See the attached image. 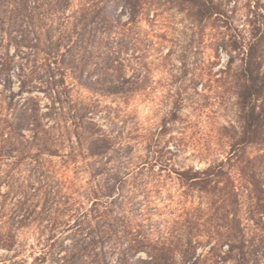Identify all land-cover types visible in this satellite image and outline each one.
<instances>
[{
	"label": "rangeland",
	"instance_id": "obj_1",
	"mask_svg": "<svg viewBox=\"0 0 264 264\" xmlns=\"http://www.w3.org/2000/svg\"><path fill=\"white\" fill-rule=\"evenodd\" d=\"M212 1L221 14L200 22L174 0H147L134 30L121 36L128 43L123 51H76L75 67L60 97L43 71L33 72L41 56H31L28 62L17 57L28 63L24 78L17 67L8 90L0 86V264H66L73 239L68 231L61 234L66 226L55 220L57 191L72 196L89 186L87 180L115 183L135 178L148 184L145 191L153 196L155 207L170 205L168 211L174 213L180 203L194 214L200 209L201 225L215 231L216 212L207 209L216 200L184 188L174 172L204 170L227 158L230 129L240 127L237 89L244 63L242 55L229 65L236 53L224 47L235 37L253 40L251 20L256 12L264 15V0ZM85 4L75 0L70 14ZM259 20V52L264 55V16ZM14 53V47L0 51V61ZM88 76L103 87L128 84L125 93L107 94L83 86L80 78ZM10 91L15 92L14 103ZM27 109L28 120L16 118ZM87 123L91 133L86 141L103 140L104 155H89L87 142L80 147L69 131L74 124ZM263 149L248 148L247 156ZM260 169L264 178V165ZM61 173H67L71 189L60 185ZM234 175L246 208L253 203L249 186L238 167ZM142 192L140 199L146 195ZM47 207L51 214L45 213ZM165 219L173 224L177 216ZM244 223L251 237L263 234L252 221ZM61 242L66 244L63 252ZM214 244L199 253L206 255ZM251 264H264V257Z\"/></svg>",
	"mask_w": 264,
	"mask_h": 264
},
{
	"label": "trees",
	"instance_id": "obj_2",
	"mask_svg": "<svg viewBox=\"0 0 264 264\" xmlns=\"http://www.w3.org/2000/svg\"><path fill=\"white\" fill-rule=\"evenodd\" d=\"M146 1L85 0L86 4L71 15L75 0H0V51L15 48L13 55L7 54L0 61V86L4 84L8 90V83H13L17 74L15 69L20 68L19 77H22L28 64L24 60L28 62L31 56H41V65L33 72L43 71L48 84L60 97L61 86L75 67L76 51H123L128 43L121 36L134 30ZM174 1L200 22L221 14V8L212 0ZM125 14L129 15L127 21L122 19ZM263 16L256 12L251 20L253 40L246 43L235 37L224 47L236 53L229 65L242 55L244 63L237 89L240 127L230 129L231 149L227 158L204 170L190 168L174 172L184 188L216 200L207 209L216 212L215 231L201 225L197 214L200 209H194V214L191 210L185 212L187 209L180 203V209H172L174 213L168 211L170 205L155 207L153 196L145 191L148 184L138 183L135 178H123L115 183L87 180L89 186H82V192L72 196L68 197L60 189L57 191L55 220L60 226H66L61 234L68 231L73 239L66 264H251L264 257V178L260 171L264 165V55L259 52L262 41L259 18ZM80 80L86 88L107 94L125 93L128 84L103 87L100 81L93 83L89 76ZM10 92L14 103L15 92ZM28 113V109L21 110L16 118L28 120ZM89 125L74 124L69 131L73 130L80 147L87 142L89 155H104L103 140L86 141L89 139L86 134L91 133ZM251 147L262 148L263 153L249 157L247 149ZM107 165L108 162L104 168ZM75 167L76 171L84 172L79 165ZM237 167L253 201L246 208L234 175ZM61 174L60 185L71 189L66 181L67 173ZM141 191L146 194L144 199L139 198ZM52 212L48 208L45 213ZM175 214L177 219L173 224L165 219ZM245 219L263 229V234L251 237ZM213 241L215 244L206 255L199 253ZM59 245L63 252L66 244ZM49 254L50 251L44 259Z\"/></svg>",
	"mask_w": 264,
	"mask_h": 264
}]
</instances>
